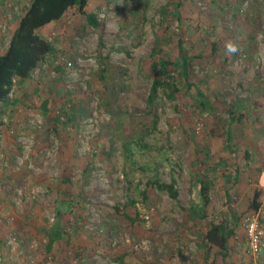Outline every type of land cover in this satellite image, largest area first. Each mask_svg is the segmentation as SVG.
<instances>
[{"label":"rangeland","instance_id":"obj_1","mask_svg":"<svg viewBox=\"0 0 264 264\" xmlns=\"http://www.w3.org/2000/svg\"><path fill=\"white\" fill-rule=\"evenodd\" d=\"M13 1H0V53L28 6ZM86 10L100 26L75 8L51 22L40 33L51 52L0 102V264H264L244 225L258 190L264 230V0H89ZM179 37L208 110L194 87L147 102L151 51L173 56ZM229 109L242 117L227 141ZM154 177L174 181L178 198ZM65 191L77 197L61 205ZM57 218L71 240L47 250L42 227ZM219 219L232 231L226 258L204 238Z\"/></svg>","mask_w":264,"mask_h":264},{"label":"trees","instance_id":"obj_2","mask_svg":"<svg viewBox=\"0 0 264 264\" xmlns=\"http://www.w3.org/2000/svg\"><path fill=\"white\" fill-rule=\"evenodd\" d=\"M88 1L30 0L17 26L10 35L5 51L0 53V102H4L8 98L15 82L23 83L29 79L32 71L51 52L52 44L40 34L51 22L59 20L70 8H75L80 14L85 16L89 24L100 26L96 16L86 10ZM212 52H215L214 46ZM151 57L153 58L151 65L153 77L147 100L149 104L153 103L159 91H162L168 99H175L183 87L184 90L194 87L196 96V102L194 100L195 106L200 107L202 111L211 108L208 98L191 80L194 55L189 54L188 48L183 45L181 37L178 38L177 49L173 56L165 55L159 48L154 47L151 51ZM107 70L108 68H103L98 77L101 88L105 91L111 89L110 78H107L105 75ZM51 98L48 95L43 101L42 106L45 115H54L57 112L56 108H59L58 102L56 100L52 102L53 99ZM241 114L234 109L228 110L229 123L228 127L224 129L227 141L232 138L229 125L234 121L240 120ZM153 123H156V119H154ZM245 155L248 157L249 152L246 151ZM149 184L159 191H165L174 200L178 198V190L175 187L174 181L165 182L158 177H154L149 181ZM209 184V178L205 176L198 181L200 203L191 209L193 215L198 218L205 216L204 210L209 202ZM65 193L67 194L63 193L65 197H62L61 205L64 202H71V199L77 197L73 193L66 191ZM259 195L260 192L255 190L251 203V207L254 210L259 209ZM115 208L118 210L117 207ZM57 211L58 213H62V207H59ZM124 216L131 220L128 215ZM42 232L47 238V250H51L55 244L64 246L70 243L71 237L66 232L61 218H57V221L49 227H42ZM231 233L232 231L227 227V223L223 219H219L217 221H210L204 238L210 247L216 248L217 252L223 258H226L228 256V239ZM116 259L122 262L124 255L118 253Z\"/></svg>","mask_w":264,"mask_h":264},{"label":"built area","instance_id":"obj_3","mask_svg":"<svg viewBox=\"0 0 264 264\" xmlns=\"http://www.w3.org/2000/svg\"><path fill=\"white\" fill-rule=\"evenodd\" d=\"M263 210H254L244 219L245 231L248 239V250L256 256L264 249V230L259 223V216Z\"/></svg>","mask_w":264,"mask_h":264},{"label":"clouds","instance_id":"obj_4","mask_svg":"<svg viewBox=\"0 0 264 264\" xmlns=\"http://www.w3.org/2000/svg\"><path fill=\"white\" fill-rule=\"evenodd\" d=\"M226 51L228 53H234L236 51V48L233 44H231V42H229L228 44H226Z\"/></svg>","mask_w":264,"mask_h":264},{"label":"crops","instance_id":"obj_5","mask_svg":"<svg viewBox=\"0 0 264 264\" xmlns=\"http://www.w3.org/2000/svg\"><path fill=\"white\" fill-rule=\"evenodd\" d=\"M1 1V0H0ZM14 3H16L17 2V0H14L13 1ZM29 2H30V0H27V2H26V5H28L29 4ZM19 22V21H18ZM17 26V25H16Z\"/></svg>","mask_w":264,"mask_h":264}]
</instances>
